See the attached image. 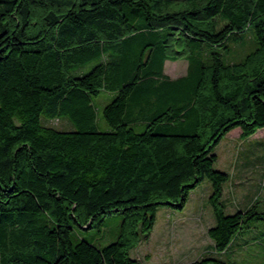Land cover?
<instances>
[{
  "label": "trees",
  "instance_id": "obj_1",
  "mask_svg": "<svg viewBox=\"0 0 264 264\" xmlns=\"http://www.w3.org/2000/svg\"><path fill=\"white\" fill-rule=\"evenodd\" d=\"M205 44L221 48L209 62L192 54ZM234 128L264 129V0H0V264H141L157 208L182 210L205 179L225 251L264 220L257 202L225 212L214 151ZM114 212L113 242L79 236Z\"/></svg>",
  "mask_w": 264,
  "mask_h": 264
},
{
  "label": "rangeland",
  "instance_id": "obj_2",
  "mask_svg": "<svg viewBox=\"0 0 264 264\" xmlns=\"http://www.w3.org/2000/svg\"><path fill=\"white\" fill-rule=\"evenodd\" d=\"M144 42L134 45L131 56L138 53ZM213 49L221 51L220 47L212 48L205 44L200 54L194 52L192 54L200 57L204 62H209L208 53ZM248 51L246 49L235 53L233 59H241ZM166 64L165 73L175 78L184 74L187 67V62L183 58L176 61L168 60ZM103 99L102 95L95 101L100 129L108 128L107 124L102 125L100 116L102 107L111 98ZM47 124L57 128L67 127V123L60 120H52ZM230 134L229 139L221 141L214 151L218 155V160L214 164L215 169L224 170L229 175L228 187L231 190L223 199L225 212L229 214L244 210L254 202H257L260 210H264V194L254 198V193L247 191L243 198H238L235 193L236 183L232 182L238 179L236 175L238 168L244 166L249 171L248 182L245 181L244 185L247 187L248 184L252 187L258 182L261 190H264V176L260 178L264 173V132L258 133L255 139H243V141L235 139L234 131ZM231 153H234L233 157ZM233 175H235L234 179ZM209 184L205 179L193 188L190 191L189 201L182 210L169 206L157 208L152 230L130 251L131 256L141 264H185L204 254L212 255L229 264H264V220L252 222L246 229L236 234L225 251H213V241L207 235L208 227L214 223L212 209L208 203L211 192V189L208 191ZM230 205L234 210H230ZM120 222V214L116 212L106 214L99 231L96 228L78 229V233L81 238L95 245L104 246L116 239Z\"/></svg>",
  "mask_w": 264,
  "mask_h": 264
},
{
  "label": "crops",
  "instance_id": "obj_3",
  "mask_svg": "<svg viewBox=\"0 0 264 264\" xmlns=\"http://www.w3.org/2000/svg\"><path fill=\"white\" fill-rule=\"evenodd\" d=\"M185 60V59H184ZM169 61H176V60H169ZM168 62V60H166L165 62H164V65H163V71H164V73H165V71H167V63ZM187 62V61H186ZM186 69H187V67H186ZM185 73H186V71H185ZM184 73V74H185ZM166 74V73H165ZM184 74H182V75H184ZM167 75V74H166ZM182 75H180V76H182ZM170 77V76H169ZM178 77V76H177ZM170 78H175V77H170ZM235 132V139L236 140H242L243 141V139H255L256 137H257V134L258 133H261V132H264V130L261 128V129H257V131L255 132V133H253L252 135H250L249 137H247V138H241L240 136H239V134H240V128H234V129H232V130H230L223 138H222V140L221 141H224V139H229V136L231 135L230 133H232V132ZM221 141L219 142V144L221 143ZM218 144V145H219ZM217 145V146H218ZM216 146V147H217ZM253 152V151H252ZM231 155H232V157L234 156V153H231ZM218 160V155L216 154V161ZM215 161V162H216ZM218 169V168H217ZM218 170H220V171H224V170H221V169H218ZM224 172H226V171H224ZM227 173V172H226ZM236 175L238 176V179L234 182V181H232L233 183H236V186H235V193H236V196L238 197V198H243L244 196H245V193L247 192V191H251L250 193L252 194V193H254V195H255V197L254 198H256V196H257V198L259 197V195H261V194H264V190L262 189L261 190V187H260V185H259V183L257 182L255 185H253L252 187H250V186H248V184H247V187L244 185V182L246 181V182H248V177H249V171L246 169V167H244V166H240L239 168H238V170H237V173H236ZM234 176L235 175H233V179H234ZM262 176H264V173H262L261 175H260V178L262 177ZM258 181H259V179H258ZM228 182H229V180L223 185V188H222V201H223V199H224V197H225V195L226 194H228L229 193V191L231 190V189H229V187H228ZM210 185V184H209ZM208 191H210V187H208ZM191 194V193H190ZM190 194H189V197H188V200H187V202L189 201V198H190ZM209 195H210V193H209ZM253 195V196H254ZM250 196V195H249ZM208 197V196H207ZM253 198V197H252ZM237 199V198H236ZM187 204V203H186ZM211 207V206H210ZM227 208V207H226ZM229 208H230V210H234V207H232V205H230L229 206ZM262 211H264V210H262ZM233 212V211H232ZM214 224V223H213ZM212 224V225H213ZM211 225V226H212ZM211 226H209L208 228H210Z\"/></svg>",
  "mask_w": 264,
  "mask_h": 264
}]
</instances>
